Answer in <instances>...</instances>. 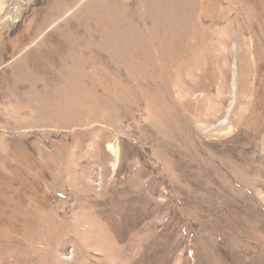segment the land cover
Listing matches in <instances>:
<instances>
[{
  "label": "rangeland",
  "instance_id": "rangeland-1",
  "mask_svg": "<svg viewBox=\"0 0 264 264\" xmlns=\"http://www.w3.org/2000/svg\"><path fill=\"white\" fill-rule=\"evenodd\" d=\"M0 264H264V0H0Z\"/></svg>",
  "mask_w": 264,
  "mask_h": 264
}]
</instances>
